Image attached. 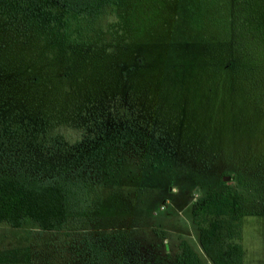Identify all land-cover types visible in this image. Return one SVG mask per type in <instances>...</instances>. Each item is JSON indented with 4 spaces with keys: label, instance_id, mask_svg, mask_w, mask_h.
I'll return each mask as SVG.
<instances>
[{
    "label": "trees",
    "instance_id": "obj_1",
    "mask_svg": "<svg viewBox=\"0 0 264 264\" xmlns=\"http://www.w3.org/2000/svg\"><path fill=\"white\" fill-rule=\"evenodd\" d=\"M166 24L170 28L158 34L155 27ZM143 33L173 50L161 56L176 57L184 73L198 66L194 54L204 50L194 44L211 43L223 70L243 79L249 69L264 96V0H0V223L19 228L30 220L42 231L75 233L64 264H204L184 239L174 258L160 262L130 256L124 232L67 230L90 217L80 172L99 147L138 149L139 139L149 152L152 145L171 159L198 154L202 169L210 167V156L194 150L167 117L172 106L151 96L149 87L142 97L145 90L134 80L138 50L130 61L118 60L114 82L108 89L104 83L102 94L70 102L65 111L55 100V84L69 75V53L125 47ZM144 58L148 63L149 54ZM12 90L27 97L14 99ZM66 127L80 137L67 141ZM240 201L235 188L224 185L191 204L198 243L211 264H242L241 217L248 211Z\"/></svg>",
    "mask_w": 264,
    "mask_h": 264
},
{
    "label": "rangeland",
    "instance_id": "obj_2",
    "mask_svg": "<svg viewBox=\"0 0 264 264\" xmlns=\"http://www.w3.org/2000/svg\"><path fill=\"white\" fill-rule=\"evenodd\" d=\"M155 28L163 34L170 27ZM117 39L115 45L120 42ZM194 46L204 50L201 56L194 54L198 66L190 73L183 72L176 57L174 62L169 55L161 56L173 50L160 48L157 37L146 33L109 52L94 47L86 53L81 49L69 53L65 61L69 75L54 90L64 111L70 102L82 104L98 91L102 94L104 83L108 89L114 82L118 60L130 61L138 50L141 63L135 67L134 80L145 90L142 97L149 87L151 96L172 106L167 117L178 124L194 150L202 149L200 154L211 159L204 170L198 154L195 160L171 159L152 145L150 153L139 139L134 140L138 149L127 143L122 148L99 147L84 158L80 172L90 217L67 230L124 232V248L130 256L160 262L174 258L184 239L205 261L191 221V204L207 190L227 185L235 188L240 206L248 211L241 217L243 264H264V96L249 69L242 71L243 79L228 74L218 54L212 53L211 43ZM148 54L147 63L144 56ZM12 92L14 99L24 95ZM64 134L69 142L80 137L71 127L64 128ZM227 176L231 179L226 183L223 177ZM74 234L42 231L30 220L19 228L0 223V264H64L75 246Z\"/></svg>",
    "mask_w": 264,
    "mask_h": 264
},
{
    "label": "crops",
    "instance_id": "obj_3",
    "mask_svg": "<svg viewBox=\"0 0 264 264\" xmlns=\"http://www.w3.org/2000/svg\"><path fill=\"white\" fill-rule=\"evenodd\" d=\"M193 249V248H192ZM243 249V248H242ZM194 250V249H193ZM195 251V250H194ZM195 253L197 254V256H198V258L204 263V264H211V262L208 260V258L206 257L205 259V261L202 259V258H200V256L198 255V253L195 251ZM201 253H203V252H201ZM203 255H204V253H203ZM243 255H244V253H243ZM243 258V257H242ZM242 264H243V261H242Z\"/></svg>",
    "mask_w": 264,
    "mask_h": 264
},
{
    "label": "flooded vegetation",
    "instance_id": "obj_4",
    "mask_svg": "<svg viewBox=\"0 0 264 264\" xmlns=\"http://www.w3.org/2000/svg\"><path fill=\"white\" fill-rule=\"evenodd\" d=\"M231 179V177L230 176H227V177H223V180L226 182V181H228V180H230Z\"/></svg>",
    "mask_w": 264,
    "mask_h": 264
}]
</instances>
